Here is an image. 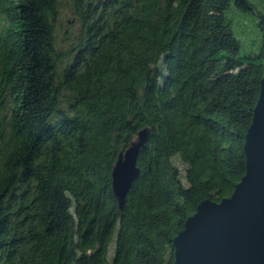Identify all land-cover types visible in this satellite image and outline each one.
Masks as SVG:
<instances>
[{
    "label": "trees",
    "instance_id": "trees-1",
    "mask_svg": "<svg viewBox=\"0 0 264 264\" xmlns=\"http://www.w3.org/2000/svg\"><path fill=\"white\" fill-rule=\"evenodd\" d=\"M232 3L254 9L0 0V264H173V239L197 205L228 197L245 173L264 14L258 51L239 55L224 17ZM66 11L75 30L62 41ZM145 126L120 210L111 170Z\"/></svg>",
    "mask_w": 264,
    "mask_h": 264
},
{
    "label": "water",
    "instance_id": "water-1",
    "mask_svg": "<svg viewBox=\"0 0 264 264\" xmlns=\"http://www.w3.org/2000/svg\"><path fill=\"white\" fill-rule=\"evenodd\" d=\"M151 127L139 129L111 170L120 210L139 175L137 158ZM245 173L220 201L202 200L173 239V264H264V74L245 134Z\"/></svg>",
    "mask_w": 264,
    "mask_h": 264
},
{
    "label": "rangeland",
    "instance_id": "rangeland-1",
    "mask_svg": "<svg viewBox=\"0 0 264 264\" xmlns=\"http://www.w3.org/2000/svg\"><path fill=\"white\" fill-rule=\"evenodd\" d=\"M249 1L254 6L253 10H243L232 3L224 11L225 20L229 23L235 37L240 42L239 55L257 52L261 42V33L258 28V13L264 14V0ZM71 20H73V17L68 11L62 14L56 27V35L59 40H70L65 39L63 33H74L75 26L72 25ZM174 162L180 168H183V164L177 158H174ZM114 246L115 240L112 239L108 249L109 259L112 258Z\"/></svg>",
    "mask_w": 264,
    "mask_h": 264
}]
</instances>
